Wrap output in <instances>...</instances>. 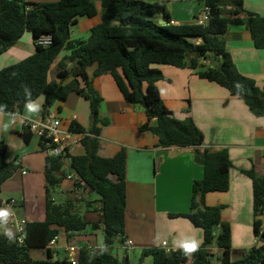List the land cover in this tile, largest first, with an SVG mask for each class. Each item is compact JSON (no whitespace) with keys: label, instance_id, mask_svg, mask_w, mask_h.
I'll list each match as a JSON object with an SVG mask.
<instances>
[{"label":"trees","instance_id":"1","mask_svg":"<svg viewBox=\"0 0 264 264\" xmlns=\"http://www.w3.org/2000/svg\"><path fill=\"white\" fill-rule=\"evenodd\" d=\"M96 1L101 2L102 21L91 29L87 39H74L72 27L79 18H93L98 13ZM211 9V18L206 26L195 20L190 24L175 25L166 7L145 0H59L56 2H32L28 0H0V54L17 44L29 31L34 38L36 50L29 57L0 70V110H23L27 104L44 96L43 114L56 102H66L75 93L90 104L93 124L89 130L73 120L69 131L81 135L86 150L83 155L58 156L51 153L56 146L40 138L45 151L46 217L43 221L26 224V238L19 243L17 235L9 239L0 233V264H72L70 257L55 258L50 242L66 233L69 242L74 235L84 234L89 227L103 225L105 248L94 252L82 248L78 264H141L151 256L153 264H264V176L253 170L245 171L253 181L255 245L232 259V227L222 220L223 206H209L206 196L211 192H228L230 170L233 165L229 150L211 151L202 148L205 137L194 118L177 119L163 101L158 83L165 78L161 66L190 68L204 80L214 82L231 95L244 99L251 111L264 116V88L242 74L228 51L223 36L231 23L238 22L244 11L243 0H205ZM250 30L255 46L264 49V15L250 12ZM162 17L165 23L159 21ZM50 35V45H38L37 40ZM63 51L70 55L59 63L57 77L69 83L49 79L52 64ZM75 62L68 69L67 62ZM95 66L93 76L88 69ZM110 74L124 99L141 105L148 115L142 130L158 136L162 148L179 146L199 148L196 161L204 167V177L196 180L192 189L190 211L170 214L171 217H186L201 229L204 241L194 253L186 255L183 249L167 251L163 247H149L142 251L139 263H133L129 254L122 258L108 248L123 245L127 236L126 209L127 187L110 178L124 177L127 152L122 149L112 157L98 154L100 125L107 120L100 118L103 97L93 84V78ZM82 81V82H81ZM190 110L188 109V112ZM156 119V124L151 122ZM22 137L29 142L32 131L24 127ZM8 145L0 142V184L8 181L20 165L7 158ZM80 179L74 183L76 190L90 188L99 196L100 218L90 221L78 209L83 199L69 195L61 203L51 196L53 188L60 186L66 176L62 174L66 160ZM61 172V173H60ZM64 172V171H63ZM97 201L86 202V209L94 210ZM220 249L217 254L212 248ZM44 250L47 257L36 260L32 250Z\"/></svg>","mask_w":264,"mask_h":264},{"label":"crops","instance_id":"2","mask_svg":"<svg viewBox=\"0 0 264 264\" xmlns=\"http://www.w3.org/2000/svg\"><path fill=\"white\" fill-rule=\"evenodd\" d=\"M28 1L48 3L59 0ZM145 1L163 4L175 25L193 23L205 7V0ZM96 4L99 13L93 18H79L75 26L77 31L72 32L74 39H87L91 29L102 21L101 2L96 1ZM243 9L238 15L239 21L228 26L223 38L237 69L264 88V49L255 46L249 15L250 12L264 15V0H243ZM159 21L164 22L161 16ZM20 41L0 54V61L8 62L5 66L25 59L35 52L36 46L32 42ZM63 52L52 65L54 70L50 81L69 83L73 79V76L65 80L57 77L60 61L70 55L67 51ZM67 64L68 69L75 66V62L68 61ZM95 68L92 66L88 69L90 76H93ZM160 68L165 78L158 85L164 103L174 112V116L180 120L189 116L194 118L204 132L205 141L202 148L211 151L223 148L229 150L233 163L230 170V189L228 192L208 193L206 203L209 206H223L222 220L230 223L232 227V259H235L234 256L241 257L242 253L252 248L257 241L254 234L253 181L245 171L253 170L259 176H264V116L254 114L244 99L231 95L224 87L201 79L193 69L173 66ZM93 84L103 97L100 118L107 120L105 125H98V154L112 157L122 149L127 152L125 176L110 175L111 179L127 187L125 233L133 245L130 251L124 246L122 248L127 250L133 262V252L136 257L139 256L137 251L141 252V257L142 251L149 247H163L167 251L178 250L182 249L181 242L190 238L199 241L201 247L204 241L202 230L186 217L170 216L190 211L193 184L204 177V167L196 161L199 148L159 147L158 136L149 130H142L148 122L144 108L124 99L112 75L94 77ZM44 102V96L31 102L38 106L35 112L29 111L27 105L21 111L0 110V120L5 122V128L0 130V142L4 141L8 145V160L10 161L9 151L13 150V153H17L14 162L20 165L12 178L0 184V209H6L9 213L6 218L0 220V233L11 230L13 235H17L18 221H43L46 217L44 171L47 154L39 151L40 138L35 133L32 132L29 142L23 139L22 132L26 123L32 119L56 117L61 120L60 128L64 132H69L73 120L87 130L93 124L90 104L84 97L72 93L65 106H62V102H56L62 106L59 108V114L57 111H51V108L43 114ZM151 124L155 125L156 119H153ZM64 145L68 147L70 155L86 153L80 134L72 133V137L66 140ZM28 156L31 158L28 159ZM63 171L62 174L66 178L59 187L64 194V200L69 195H77L84 200L88 195L89 201H97L94 205L95 211L83 209L81 212L92 222L99 220L100 213L97 210L101 204L100 196L90 188H74L75 180L67 177L76 174L71 169L69 159L66 160ZM14 198L17 199L15 205L4 203ZM71 241L72 243L66 233L62 232L56 244L51 246L58 259L63 260L70 256L66 251L70 244H83L90 246L94 252H100L105 248L103 225L97 229L89 227L84 234ZM212 250L217 254L221 252L216 246ZM37 251L36 260L47 257L46 251ZM143 261L153 264L151 256L145 257Z\"/></svg>","mask_w":264,"mask_h":264},{"label":"built area","instance_id":"3","mask_svg":"<svg viewBox=\"0 0 264 264\" xmlns=\"http://www.w3.org/2000/svg\"><path fill=\"white\" fill-rule=\"evenodd\" d=\"M211 18V9L205 5L203 11L198 14L196 18V22L199 25L206 26L209 23ZM52 43V37L50 35L42 36L38 38V45H50ZM76 118V117H75ZM26 126L30 127V130L35 133L39 138H46L49 140V145L55 144L56 146L51 150V153L58 156H65L68 153V147L64 145V141L62 140L61 133L64 132L61 130V120L56 117L47 116L45 118L40 119H32L26 123ZM72 137V132L66 133V138L69 139ZM27 171H24L26 173ZM68 178H73L75 181L79 180L80 177L77 174L69 175ZM6 205L13 206L16 204V200L10 199L4 202ZM26 220H20L16 224L17 229V240L19 243H24L26 238ZM261 232L264 233V225L261 228ZM57 238L53 239L50 242V246H54L56 244ZM167 242L164 243L166 245ZM125 247L128 251L132 248V241L127 239L124 243ZM89 248L90 246H79L76 244H70L66 247V251L68 255H70V261L72 264H78L77 255L82 248ZM170 251V250H169Z\"/></svg>","mask_w":264,"mask_h":264},{"label":"rangeland","instance_id":"4","mask_svg":"<svg viewBox=\"0 0 264 264\" xmlns=\"http://www.w3.org/2000/svg\"><path fill=\"white\" fill-rule=\"evenodd\" d=\"M202 11H203V9H202ZM85 18H88V17H85ZM197 18V17H196ZM195 21H196V19H195ZM76 26V25H75ZM75 26H73L72 27V32H73V30L75 31V29H76V27ZM77 31V30H76ZM75 31V32H76ZM26 40H27V42H29V43H33L34 44V38H33V36H32V33L31 32H29V31H26V33L23 35V37H22V39H21V41L20 42H23V43H25L26 42ZM35 45V44H34ZM32 54H34V53H32ZM31 54V55H32ZM62 54H64V52L62 53ZM29 57V56H28ZM27 58V57H26ZM23 60V59H22ZM21 61V60H20ZM17 62H19L18 60L16 61V62H13V63H10L9 65H12V64H15V63H17ZM6 63H8V62H6V61H0V70H2L3 68H5V67H7V66H9V65H7V66H5L6 65ZM53 65V64H52ZM59 67V66H58ZM53 70H54V68L53 67H51V70H50V73H49V78H51V76H52V74H53ZM40 98H43V95L42 96H40ZM62 102V106H65V102H63V101H61ZM62 106H60L59 105V103H56V104H54L53 105V107H51V111H57L58 112V114H59V112H60V107H62ZM61 115V114H60ZM92 117V116H91ZM5 122L4 121H2V120H0V130H3L4 128H5V124H4ZM2 132V131H1ZM66 133H67V131H65V132H62L61 133V137H62V140L65 142L66 140H68L67 138H66ZM18 136H14V138H17ZM4 139H5V137H3ZM1 139H2V137H1ZM20 139L22 140V138L20 137ZM6 141V140H5ZM39 151L40 152H45V151H43L42 150V148H41V146H40V149H39ZM17 156V153L15 152V153H13V150H10L9 151V159H10V161L11 162H14L15 160V157ZM19 157H21V155H19ZM28 159L29 158H31V156H28L27 157ZM20 181V180H19ZM21 182V181H20ZM15 191H16V189H14ZM64 194L62 193V191H61V187H59V186H57V187H55V188H53L52 189V191H51V196L54 198V200L56 201V203H61V202H63L64 201V196H63ZM15 199V198H14ZM15 200H17V199H15ZM84 200H86V202H88L89 200H90V198L88 197V195L84 198ZM84 200L82 201V202H79V205H78V209L81 211V210H85L86 209V202H84ZM263 220H264V218H263ZM16 231H17V229H16ZM1 232V231H0ZM74 237H77V235H74ZM79 246H85V245H83V244H78ZM122 246H124L125 247V244H123V245H115L114 247H112V248H108V250L112 253V254H118V250H119V254L117 255L118 257H120V258H122L123 256L122 255H125V253H128L127 252V250L126 249H123L122 248ZM121 247V248H120ZM125 252V253H124ZM37 253H38V251L35 249V250H32L31 251V255H32V257L33 258H36L37 257ZM137 253H138V257H136L135 255H134V252H133V254H131V257H132V260H133V262H136V263H139V261H140V254H141V252H139V251H137ZM129 254V253H128ZM140 257V258H139ZM234 258L235 259H238V258H240L239 256H234ZM37 259V258H36ZM143 260H145V258L143 259ZM142 263L144 264L145 262L144 261H142ZM145 264H148V263H145Z\"/></svg>","mask_w":264,"mask_h":264},{"label":"clouds","instance_id":"5","mask_svg":"<svg viewBox=\"0 0 264 264\" xmlns=\"http://www.w3.org/2000/svg\"><path fill=\"white\" fill-rule=\"evenodd\" d=\"M27 109L29 111H37L38 106L32 103L27 104ZM9 215L8 211L6 209H0V220H3ZM5 235L11 240L13 239V233L11 230L5 231ZM180 247L184 250V253L186 255L194 253L198 250L199 247V241H197L195 238L186 239L181 242Z\"/></svg>","mask_w":264,"mask_h":264},{"label":"water","instance_id":"6","mask_svg":"<svg viewBox=\"0 0 264 264\" xmlns=\"http://www.w3.org/2000/svg\"><path fill=\"white\" fill-rule=\"evenodd\" d=\"M162 23H165V22H162ZM91 119H93V116L91 117ZM55 258L58 259V255L55 254Z\"/></svg>","mask_w":264,"mask_h":264}]
</instances>
